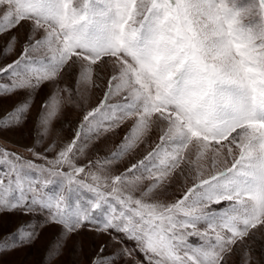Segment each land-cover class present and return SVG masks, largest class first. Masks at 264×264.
Masks as SVG:
<instances>
[{"label":"snow or ice","instance_id":"1","mask_svg":"<svg viewBox=\"0 0 264 264\" xmlns=\"http://www.w3.org/2000/svg\"><path fill=\"white\" fill-rule=\"evenodd\" d=\"M0 38V55L15 54L0 64V97H22L0 108V131L31 120L37 145L108 72L71 141L44 149L52 159L0 148V213L45 214L0 238V252L49 226L43 264L77 254L86 228L108 239L72 264H229L241 246L252 264L247 241L264 229V0H0ZM128 122L108 157L77 164L88 140ZM153 132L152 150L112 173ZM177 177L182 195L160 199Z\"/></svg>","mask_w":264,"mask_h":264},{"label":"rangeland","instance_id":"2","mask_svg":"<svg viewBox=\"0 0 264 264\" xmlns=\"http://www.w3.org/2000/svg\"><path fill=\"white\" fill-rule=\"evenodd\" d=\"M25 33L24 28H20L16 31V35L23 39ZM4 44V38H0V47ZM19 50V49H18ZM17 50V52H18ZM15 58V54L5 60L3 55H0V64L10 62ZM103 79L97 80L98 88H91L84 91L87 101L82 105L72 104L65 105L60 114L53 121L52 128L49 135L44 139L42 144L37 145L35 143V133L33 131V125L31 120L20 128H16L9 131H0V148H6L9 151L17 152L28 160H34L36 164H43L44 161L36 159L30 153L27 152L28 148H34L37 152H40L52 159L55 156V151L45 152L44 149L53 141H55L57 148L71 141L78 128L79 123L83 118L84 112L94 107L100 99L103 98V91L105 89V80L108 72L105 71L101 74ZM74 77L65 74L60 82L61 87L65 84L68 86L73 85ZM51 86H46L40 90L33 98L30 115L35 117L36 113L40 109L42 101L46 98L47 93L51 91ZM21 96H14L10 99H4L0 97V108H11L12 105ZM130 123H125L121 127L116 128L105 133H102L98 139H91L87 141V147L82 155L77 159V164L80 166H88L89 161H92L93 165L97 160L108 157L120 144L125 133L130 127ZM88 135H91L90 133ZM158 142V136L155 132L139 145V147L129 155L125 156L122 160L117 162L111 168L112 173L118 174L123 171L124 168L131 163L142 159ZM145 184L148 181L144 182ZM185 188V181L183 177H177L166 185V190L161 191L159 198L166 202H173L179 196L182 195ZM138 194V193H137ZM86 196L90 194L85 193ZM45 214L37 212L30 216H24L19 213H0V238L8 233L15 231L17 226L23 221H31L33 224L43 225ZM56 229L43 226L39 230V237L31 245L19 246L16 249H9L7 251L0 252V264H43L45 250L48 248L50 242L56 235ZM108 239L107 236L98 234L88 228L81 231L77 238V254L68 255L67 252L60 261H54L53 264H72L73 260H85L87 254L95 251L99 246ZM129 247H132L131 242H126ZM247 247L250 250L252 257V264H264V229L254 231L253 238L247 241ZM82 249V252H81ZM243 246L238 249L237 254L233 255L229 259V264H242L241 254L243 252Z\"/></svg>","mask_w":264,"mask_h":264}]
</instances>
